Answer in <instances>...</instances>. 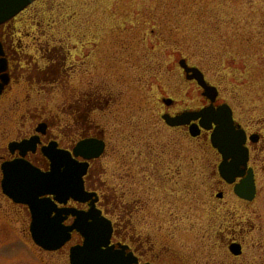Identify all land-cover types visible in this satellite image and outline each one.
<instances>
[{"label":"rangeland","instance_id":"374dc122","mask_svg":"<svg viewBox=\"0 0 264 264\" xmlns=\"http://www.w3.org/2000/svg\"><path fill=\"white\" fill-rule=\"evenodd\" d=\"M8 23L0 33L9 47L24 50L40 66V57L58 52L66 66L73 65L63 75L65 92L86 90L89 81L110 96L94 114L107 145L99 179L131 209L125 225L160 244L172 235L174 250L182 244L204 264L203 249L219 246L201 202L209 185L202 172L206 155L201 144H187L183 133L165 125L163 101L172 98L174 111L183 108L179 63L185 60L263 116L264 0H37ZM11 91L0 99V134L2 109L23 99L28 87L22 81ZM61 102V95L53 96V105ZM257 181L261 202L254 208L264 214V175ZM18 209L0 192V264H69L77 237L56 253L44 252L32 242L29 220ZM247 252L248 262L256 264L258 253ZM211 253L228 261L225 252Z\"/></svg>","mask_w":264,"mask_h":264},{"label":"flooded vegetation","instance_id":"af4514ba","mask_svg":"<svg viewBox=\"0 0 264 264\" xmlns=\"http://www.w3.org/2000/svg\"><path fill=\"white\" fill-rule=\"evenodd\" d=\"M5 41L3 33H0V99L22 81L26 83L28 92L23 99H17L7 109H2L6 118L0 134V140L6 141L0 147L2 198L12 207L21 209L18 210L24 221H30L27 206L15 204L2 194L3 165L18 163L48 174L54 165L53 160L58 165L63 164V159H69L70 164L84 170L81 180L90 199L80 202L68 198L64 205L58 204L53 196H48L59 208L86 212L94 206L112 224L110 244L125 247L126 253L132 254L136 260L135 264H198L195 254L182 244L178 246V250L172 248V243H175L171 241L172 235L160 238L159 240L164 241L160 244L149 235L133 234L131 227L125 225L132 215L131 209L122 203L119 193L116 195L115 191L104 188V181L99 179L103 174L99 166L106 157L107 145L105 130L96 123L94 114L106 108L110 96L101 95L102 92L99 91L102 87H92L89 81L90 85L86 90L80 92L77 89L74 94L72 89L65 92L67 79L63 75L73 65L66 66L62 53L58 52V56L49 54L40 57L43 64L47 63L40 66L24 50L18 52L13 45L9 47L5 44ZM247 43H250L248 39ZM53 50L54 48L49 51ZM24 54L29 59L22 66V61L27 58ZM185 63L187 69H197L201 73L200 83L203 86L194 78V71H186L179 66L185 85L183 108L174 111L176 102L168 98L165 103L167 111L161 116L166 114L170 118H176L183 115L182 125H165L183 133L182 139L187 144H201L206 155L202 172L209 185L204 190L205 200L201 202L209 209V220H212L211 239L216 245L219 243V246L203 249L202 259L204 264H250L246 257L247 250L252 249L258 253L256 264H264V214L254 208L261 202L259 197L262 191L257 181L258 176L264 175V114L255 115L257 107L250 109L245 103L239 104V96L235 90H222L220 81L210 82L202 69ZM26 64H29L28 67ZM56 94L62 96L59 105L52 103ZM85 141L96 144L97 148L100 147L98 143L102 144L101 151L94 156L95 149L84 150L80 143ZM235 159L241 162L235 163ZM234 163L238 167L236 174L241 177L229 183L221 176L222 170ZM63 168L64 164L61 169ZM249 174L254 178L255 194L252 199H242L235 194L234 187ZM175 215L172 217L175 218ZM20 220L23 222V219ZM72 220L69 216L65 224L69 225ZM222 230H225L223 235ZM73 236L77 237L75 244L78 243L80 237L75 233ZM211 252H225L228 261L221 262L220 255Z\"/></svg>","mask_w":264,"mask_h":264},{"label":"water","instance_id":"95a60500","mask_svg":"<svg viewBox=\"0 0 264 264\" xmlns=\"http://www.w3.org/2000/svg\"><path fill=\"white\" fill-rule=\"evenodd\" d=\"M35 0H0V25L11 20ZM180 66L186 71H194V78L200 83L201 73L197 69H187L184 61ZM202 86L203 84L200 83ZM165 122L170 126L183 124L184 116L176 118L163 116ZM215 144V143H214ZM92 142H85L81 147L84 150L95 149L96 156L102 149V144L96 147ZM216 146V144H215ZM92 157V156H91ZM86 158H90L86 156ZM237 159H235L236 161ZM241 161H239L240 163ZM63 164L48 175L18 164H9L3 167V193L15 203L26 204L30 208L31 223L30 233L35 245L44 251L54 252L61 249L69 240L72 231L78 232L84 239L83 246H75L70 249V264H132L134 260L124 257V254L113 247H109L111 228L109 222L99 218L94 211L89 213H77L73 210H57L56 205L50 200L40 199L41 196L54 195L59 203L65 202L66 198L84 201L88 195L83 191L80 182L81 171L74 172L70 167L61 169ZM234 165V166H233ZM222 175L228 182H233L237 176L232 172L237 164ZM236 194L245 199H251L254 187L252 177H249L241 185L235 187ZM55 216L52 217V214ZM76 217L74 224L70 227L63 225L65 216Z\"/></svg>","mask_w":264,"mask_h":264}]
</instances>
